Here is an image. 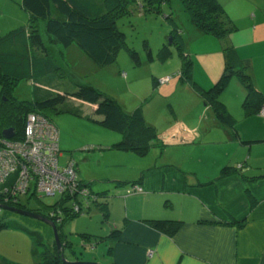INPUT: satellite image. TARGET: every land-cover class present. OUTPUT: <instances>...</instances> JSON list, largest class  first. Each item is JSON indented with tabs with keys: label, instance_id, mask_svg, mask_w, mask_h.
Segmentation results:
<instances>
[{
	"label": "crops",
	"instance_id": "obj_1",
	"mask_svg": "<svg viewBox=\"0 0 264 264\" xmlns=\"http://www.w3.org/2000/svg\"><path fill=\"white\" fill-rule=\"evenodd\" d=\"M218 1L236 29L222 38L204 33L199 36L201 41L210 45L203 47L209 49L203 50L199 55L202 69L197 75L199 79L198 77L194 79L202 88L211 86L223 70V49L231 47L240 59L248 61L247 73L254 87L264 95V15H261L264 11L261 13L262 8L249 0ZM19 7L24 10L20 4ZM252 14L253 22L249 18ZM245 17L249 19V24L239 27L236 22ZM48 42L49 44L45 45L46 50L61 68L62 63L57 57L61 58L62 48L57 43L49 40ZM72 44L63 49L72 47ZM42 54L40 52V56ZM173 83L178 85L175 80ZM183 84L186 92L181 102L191 111L192 117L194 116L192 124H197L194 128L198 129L200 124L202 128L201 117L204 119V116L200 109L204 103L188 82ZM230 87L236 102L235 109H232L229 101L221 97L222 95L220 100L230 114L239 112L242 116L241 103L245 97V90L237 80L232 82ZM228 88L224 91L230 93ZM78 102L86 108L87 113H84L86 116L95 115L94 122L101 119L95 114L94 105ZM204 115L205 121L210 125L201 133L199 131L192 140L171 141L168 132L172 128L166 130L167 138H163L164 135H157L158 143L151 147H159L155 154L160 152L159 157H163L162 159L155 156L150 160H142L143 158H137L139 154L134 155L136 157L131 155L133 151L111 155L113 159L109 161L108 166L122 169L123 172H114L106 168L105 171L109 173L98 181L97 191L90 187L94 192L102 194L100 202L107 211L104 218L100 209L95 206L97 210H94L99 212L102 222L106 224L99 233L88 229L90 235L99 237H91L89 241L92 242L93 238L94 241L103 242L107 247L104 256L109 260L105 264H264V164L251 163L254 156L255 159L264 160V151L253 152L256 145L264 146V122L260 123L258 131L246 133L236 125V122L234 128L221 126L209 107ZM209 115L215 120L210 119ZM197 116H200L199 119ZM260 117L258 114L247 117L245 125L252 123V126L247 127L253 128L255 121L260 120ZM235 130L238 137L235 136ZM210 135L216 138L214 142H210L218 149L220 157L213 155L212 159L202 158L197 154L195 159L197 149L198 153L203 151L201 147L208 143L207 138ZM197 139L200 142H197ZM118 140L120 138L115 139L113 143ZM241 141L250 143L244 144ZM148 152L139 157L145 156ZM123 156H127L128 159H122ZM129 160L132 161V166L128 163ZM239 165L242 167L235 172L221 176L222 168H237ZM124 169L131 172H124ZM76 171L78 179L86 182L79 176L78 168ZM108 182H112L113 185L107 184ZM116 182L124 183L117 185ZM132 182H138L142 192L126 194L127 185ZM150 219L177 220L181 225L176 234L169 237L152 228L147 222ZM87 221L90 223L92 219ZM9 229L1 230L0 237L5 233H13L14 228ZM115 231H118V236L109 237ZM29 240H24L27 257L16 259L0 252V262L35 263L34 244L30 238ZM99 254L100 252L90 254L91 257L81 258V261L89 260L104 264L103 259L106 258L100 259ZM67 260L73 261L74 256H68Z\"/></svg>",
	"mask_w": 264,
	"mask_h": 264
},
{
	"label": "rangeland",
	"instance_id": "obj_2",
	"mask_svg": "<svg viewBox=\"0 0 264 264\" xmlns=\"http://www.w3.org/2000/svg\"><path fill=\"white\" fill-rule=\"evenodd\" d=\"M249 1L262 8L261 13L264 11V0ZM20 2L21 0H0V37L13 29L28 25L29 15L19 7ZM138 4H130L128 6L129 12L116 20V26L124 33L127 47L138 54L139 62L132 59L125 47H119L114 53L115 58L112 63L96 65L89 59L87 53L79 49L74 43L68 49H63L59 44L60 48H62V55L61 58H58V56L57 59L62 63V70H58L53 75L35 82L26 79L16 82L13 92L14 98L18 101H33L34 98H40L39 95L41 94L46 96L54 94L56 91L61 93L72 92L76 90L77 84H88L117 101L125 113H131L138 108L141 109L145 124L152 126L158 136L164 135L163 138L169 136L171 141L176 142L173 138L181 137L179 128L182 126L180 125L189 127L187 130L193 133V138L198 135L199 131L201 133L203 129L210 125L205 121L206 116L204 115L208 107L202 106V109H200L201 114L204 116V119L201 117L203 120L202 128H200L201 124L198 121L197 123L200 126H198V129L194 128L197 126V124H192L195 120L194 116L192 117L191 111L186 106H183L181 102L185 97L186 91H184L185 86L180 80L178 72L181 68L180 53L182 52L192 61V80L198 84L195 79L196 77L199 79L197 75L202 69L201 56L199 55L203 50H208L209 48L203 47L210 44L206 45L201 41L202 39L199 36L202 33L192 23L190 15L181 0H165L159 6L144 4L142 0ZM260 12L257 14L258 18ZM261 15H264V13ZM249 18L253 22V14ZM247 23L249 24V19L246 17L236 22L239 27ZM37 26L44 44L48 45V36L44 29L45 21L39 20ZM171 36L174 37V41L169 42ZM144 42L151 50L152 61L147 58L148 52L144 47ZM163 78H167V80L160 82L159 80ZM174 80L178 82V85L173 83ZM234 81H236L235 78L232 79L228 86L227 90H230V93L223 91L224 93H221L222 96L220 95L229 101L232 109H235L236 105L231 93L233 91L230 89ZM40 113L45 114L58 131L59 165L63 166L69 161L74 162L75 167L79 169V176L87 183H90L94 191H97L96 185H98V181L108 175L107 173L109 172L105 171L106 168L114 172H123L121 171L122 169H113L108 166L109 161L113 159L111 155L123 153L120 150H112L110 148L111 143L115 139L121 138V134L94 122V118H96L94 114L86 116L84 114L87 113L86 108L77 100L66 99L63 103L56 106V110L46 109ZM233 113L231 115L235 119L236 125L246 133L258 131L260 123L264 122V117H260V120L255 121L253 128H248L247 126H252V123L245 125V121L250 116L245 117L243 110L242 116L239 115V112ZM199 117L197 116L198 119ZM210 117V119L215 120L213 116ZM169 128L172 129L167 136L165 132ZM207 139L208 143L201 147L203 151L198 153L197 149L194 154L195 159L197 154L202 158L212 159L213 155L220 157L218 149L212 146L211 143L216 138L210 135ZM198 140L196 141L200 142ZM155 142L158 143V139ZM259 146L260 149H258ZM107 148L111 150H106ZM156 150L159 151V147H151L148 150L149 152L142 157L132 151L127 152H132L133 154L131 155L133 156L138 155L137 158H143L142 160H150L152 157H159L160 152L155 154ZM257 151H264V146L256 145L253 152L256 153ZM121 158L128 159L127 156ZM255 158L256 156L252 157V164H264V160ZM128 163L131 166L133 165L130 160ZM129 170L124 169V172L130 173L131 171ZM107 184L113 185L112 182ZM86 187L88 188V186ZM114 188L119 189L117 187ZM58 197V194L54 196L43 194L37 196L22 195L21 200L27 209L32 210L31 212L36 211L38 214H43L48 210L47 207L52 205ZM72 198L70 197V200ZM90 209L68 221L64 227L63 234L71 241L73 250L76 251L75 254L79 257L87 259L91 257L90 254L100 252L99 258H106L104 252L107 247L103 242L94 241L93 238L91 242L89 241L91 239L84 238L89 234L88 229L99 233L106 224L102 222V217L96 211L97 208L92 202H90ZM90 219L92 221L89 223L87 220ZM0 220L9 225L14 223L30 231L39 232L43 235V241L47 244H51L54 241L51 227L39 219L1 208ZM3 230L10 229L6 228ZM12 232L5 233V235L0 237V252L16 259L27 257L25 252L27 246L24 244V240L30 241L29 235L22 229H14ZM39 250L41 251L42 248L39 247ZM70 255H72L70 249L64 248V258L67 259ZM108 260L107 258L103 259V263H107Z\"/></svg>",
	"mask_w": 264,
	"mask_h": 264
},
{
	"label": "trees",
	"instance_id": "obj_3",
	"mask_svg": "<svg viewBox=\"0 0 264 264\" xmlns=\"http://www.w3.org/2000/svg\"><path fill=\"white\" fill-rule=\"evenodd\" d=\"M163 1L165 0H142L144 4L158 6ZM181 1L188 11L192 23L201 33L222 38L236 29L218 0ZM138 2L141 0H21L20 5L29 15L28 25L13 29L0 37V136L3 129L13 128V139L19 140L23 136L28 114H40L51 121L40 112L46 109L56 110V106L66 99H75L94 105L95 114L101 117L96 123L121 134L120 140L113 143L111 149L133 151L144 155L152 145L156 144V130L145 124L141 109L125 113L117 101L88 84H77L76 90L72 92H56L46 96L41 94L40 98H34L33 101H18L13 96L16 82L24 79L35 82L62 70L46 50L37 26L39 20L45 21L44 29L49 41L60 44L62 47H68L74 43L79 49L86 52L89 59L96 65L112 63L115 58L114 53L119 47H125L132 59L139 62L138 54L127 47L124 33L116 26V20L129 12L128 6L133 3L139 5ZM170 39L174 41L173 36ZM144 47L148 52V60L152 61L153 56L146 42H144ZM38 51L43 53L42 56ZM180 56L181 68L178 72L180 80L191 85L193 91L202 99L204 106L212 110L216 121L221 126L234 128L235 125V119L220 100L221 93L234 78L245 90V97L241 103L245 116L259 113L264 105V95L254 87L252 79L247 73L248 61L240 59L231 47L223 49V70L218 79L208 88H202L192 80V61L182 52ZM235 136L238 137L236 130ZM241 142L250 143V141ZM241 167V165L237 168L224 167L221 176L235 172ZM12 181V179L8 181L7 185L12 186ZM116 183L122 185L124 182ZM82 184L88 186L90 191L99 197L94 201V205L100 209L105 218L107 216L106 207L102 202H99L102 194L94 192L90 188V183L82 182ZM133 184H138V182H132L127 187ZM31 196L36 195L33 193ZM16 201V203L12 200L5 201L0 188V204L30 210L22 202L21 196H16ZM65 202V198H58L47 207L48 210L41 214L51 221H53L50 217L52 211H55V215L60 217L59 222L53 221L61 243L60 250H57L55 241L47 244L39 232L30 231L14 223L9 225L0 220V231L6 228L24 230L34 244L36 262L33 264H68L62 257L64 248L70 249L74 260L81 261V257L75 254L73 244L63 234V230L68 221L87 211L90 205L87 210L75 212L70 210ZM52 207L54 209L58 207V210H53ZM147 222L152 228L169 237L174 236L181 225V222L177 220L150 219ZM117 232H112L109 237L118 236ZM91 237L99 238L90 234L84 238L91 239ZM39 247L42 248L41 251ZM0 264L13 263L2 261Z\"/></svg>",
	"mask_w": 264,
	"mask_h": 264
},
{
	"label": "built area",
	"instance_id": "obj_4",
	"mask_svg": "<svg viewBox=\"0 0 264 264\" xmlns=\"http://www.w3.org/2000/svg\"><path fill=\"white\" fill-rule=\"evenodd\" d=\"M167 78L159 80L165 82ZM264 117V105L258 113ZM180 142L193 138V133L180 127ZM58 132L56 127L47 118L40 114H28L23 136L18 139H6L0 136V188L4 200L16 203V196L22 195H47L58 198H68L66 205L70 210L79 212L87 210L90 202L97 200L82 182L79 181L74 162L69 161L65 166H60L58 157ZM13 180L11 185L7 182ZM142 192L138 184L130 185L126 194ZM70 197H73L70 200ZM58 210V207L53 209ZM52 211L50 217L54 222H59L60 217Z\"/></svg>",
	"mask_w": 264,
	"mask_h": 264
},
{
	"label": "water",
	"instance_id": "obj_5",
	"mask_svg": "<svg viewBox=\"0 0 264 264\" xmlns=\"http://www.w3.org/2000/svg\"><path fill=\"white\" fill-rule=\"evenodd\" d=\"M169 42H172L171 39H170ZM1 136L6 138V139L12 138L14 136L13 128H5V129H3L1 131ZM1 208L5 209V210H11V211L17 212V213L22 214V215H27V216L39 219V220L47 223L52 228L53 235H54V241H55V244L57 246V250L61 249V243H60V240H59L58 231H57L56 225L54 224L53 221H51L47 217H45V216H43L41 214H38L36 212H31V211H28V210H22L20 208H16V207L4 205V204H0V209ZM63 259L68 264H98L96 262H90V261H80V260L68 261L64 257H63Z\"/></svg>",
	"mask_w": 264,
	"mask_h": 264
},
{
	"label": "flooded vegetation",
	"instance_id": "obj_6",
	"mask_svg": "<svg viewBox=\"0 0 264 264\" xmlns=\"http://www.w3.org/2000/svg\"><path fill=\"white\" fill-rule=\"evenodd\" d=\"M62 257H64V255H62ZM67 260V259H66ZM73 261H75V260H73Z\"/></svg>",
	"mask_w": 264,
	"mask_h": 264
}]
</instances>
